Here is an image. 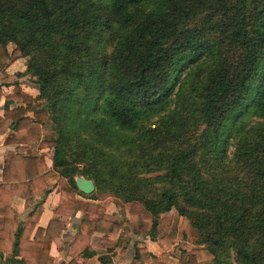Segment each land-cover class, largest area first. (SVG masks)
<instances>
[{"label": "trees", "instance_id": "obj_1", "mask_svg": "<svg viewBox=\"0 0 264 264\" xmlns=\"http://www.w3.org/2000/svg\"><path fill=\"white\" fill-rule=\"evenodd\" d=\"M14 53L29 58L23 75L39 94L26 105L8 94L0 116L5 144H19L0 182L7 260L55 264L51 246L68 222L36 228V206L16 230L12 207L36 193L41 203L52 170L63 195L113 197L129 210L126 223L105 210L84 216L73 243L84 256L96 255L95 232L161 233L171 248L162 214L175 210L210 264H264V0H0V68ZM45 148L51 170L34 153ZM78 175L95 191L82 193ZM153 257L136 246L132 264ZM178 264L204 263L185 250Z\"/></svg>", "mask_w": 264, "mask_h": 264}, {"label": "crops", "instance_id": "obj_2", "mask_svg": "<svg viewBox=\"0 0 264 264\" xmlns=\"http://www.w3.org/2000/svg\"><path fill=\"white\" fill-rule=\"evenodd\" d=\"M21 58L26 59L25 57ZM21 58H18L13 65L17 64ZM25 70L26 69H24V71ZM28 91L29 90H26V93ZM38 94L39 91L32 94V98H30L28 102ZM28 102H25L22 105H26ZM3 105H5V100H3V103H0V106ZM14 105H16L15 102ZM2 115H4V107L0 111V116ZM0 137H2L1 140L3 141L2 144H0L1 182L5 156L10 151H16L19 144H5L6 134H0ZM34 153L39 157H45L49 169H52L54 155L52 149L45 148L42 150H36ZM47 180L51 185L52 190L41 203L39 202L42 197L39 193H36L26 198L17 197L14 200L12 207L19 213L15 226L16 230L19 226L23 227L26 224L30 213L36 206L37 209L34 215L36 228H46L53 219L65 220L68 222V227L62 233L61 245L58 246L57 243L53 242L51 246L50 253L54 258L55 264H69L73 258L76 259L78 264H103L99 257L107 254L112 255L113 264H132L136 254V246H145L148 248V250L154 255L152 264H178L182 251L185 250L188 254L196 255L198 261L203 262L204 264L213 263V256L205 249L204 245L197 244L194 236L189 235L187 238H184L179 232L182 217H180L175 210L162 214V217L172 218L170 225L165 224L162 226L164 231H170L174 237V243L171 248L164 249L159 244L158 240L162 236L161 233H158L154 238L151 236H139L133 232L127 236L120 233L116 239H110L101 233L95 232L89 237V239H87V244L96 251V255L90 257L84 256V250L81 251L80 247L73 246L74 241L80 233L81 221L84 216L89 214L91 217H96L99 214V211L105 210L107 213L113 215L114 220L126 223V221H129L130 219L129 210L126 209L124 214L121 213V211L118 212L116 209L117 205L109 201L111 197L94 200L82 195H77L75 197L63 195L58 185L59 175L52 170L49 172ZM115 212L116 214H114ZM178 245L180 247H177ZM16 258L22 260L21 256H17ZM0 264H22V262L9 261L5 254H0Z\"/></svg>", "mask_w": 264, "mask_h": 264}, {"label": "rangeland", "instance_id": "obj_3", "mask_svg": "<svg viewBox=\"0 0 264 264\" xmlns=\"http://www.w3.org/2000/svg\"><path fill=\"white\" fill-rule=\"evenodd\" d=\"M10 50H13V45H10ZM18 58H21L17 53L12 55V60L10 63L4 67L0 68V103H3V100L6 101L7 95L11 94L14 96V102L16 105H22L25 102H28L32 98V94L39 91V86L35 82V79L30 75H23L24 69L29 61V58H21L17 64L13 65ZM26 90H29L26 93ZM3 106H0V111L3 109ZM53 132H48V136H53ZM2 137H0V144H2ZM107 195V193H106ZM111 203L117 205V211L125 213L127 207L122 204L120 201H117L115 198L111 197L109 200ZM116 214V212L114 213ZM127 222V221H126ZM177 247H180L179 245Z\"/></svg>", "mask_w": 264, "mask_h": 264}, {"label": "water", "instance_id": "obj_4", "mask_svg": "<svg viewBox=\"0 0 264 264\" xmlns=\"http://www.w3.org/2000/svg\"><path fill=\"white\" fill-rule=\"evenodd\" d=\"M78 189L85 194H91L96 189L95 180L87 179L82 175H78L76 178Z\"/></svg>", "mask_w": 264, "mask_h": 264}]
</instances>
